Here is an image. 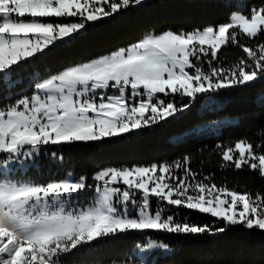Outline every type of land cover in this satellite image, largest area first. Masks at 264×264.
Here are the masks:
<instances>
[{
  "label": "snow or ice",
  "instance_id": "6c2138e0",
  "mask_svg": "<svg viewBox=\"0 0 264 264\" xmlns=\"http://www.w3.org/2000/svg\"><path fill=\"white\" fill-rule=\"evenodd\" d=\"M144 3L0 0V94L21 82L17 70L25 62L57 41L74 39L87 22L113 17ZM53 17L79 20L46 19ZM232 46L242 55L229 62L222 50ZM30 79L35 81L36 91L0 109V264H66L70 255L90 251L106 238L132 232L197 235L213 231L210 224L176 221L169 206L216 218L221 222L215 228L217 233L240 226L264 235V192L220 187L206 183L208 177L197 180L190 156L175 165L183 170L182 177L167 164L109 167L95 173L94 185L71 171L58 180L38 183L24 178L18 170L38 167L36 158L48 146L120 137L175 117L190 109L200 96L264 81V4L250 10L249 15L231 12L228 21L220 25L190 32H148L126 48L70 64L47 78L34 69ZM109 90L114 91L109 94ZM158 94L188 99L178 104ZM209 99L211 103L203 106L201 114L211 115L222 107ZM255 103L264 107V91ZM200 131L186 129L174 139L195 137ZM257 135L262 141L259 145L245 139L217 148L228 166L237 170L246 167L264 180V124ZM51 155L57 157V152ZM89 188L95 193L93 203L71 209V201ZM152 248L169 246L155 240L146 246L135 245L139 253ZM108 264L129 261L116 258Z\"/></svg>",
  "mask_w": 264,
  "mask_h": 264
},
{
  "label": "trees",
  "instance_id": "16d2710c",
  "mask_svg": "<svg viewBox=\"0 0 264 264\" xmlns=\"http://www.w3.org/2000/svg\"><path fill=\"white\" fill-rule=\"evenodd\" d=\"M227 3L232 6H226ZM262 4L264 0H145L141 6L89 23L74 39L56 42L30 62H25V66L17 70L21 82L9 92L0 94V109L10 107L20 98L35 92V81L30 79L34 69L47 78L70 64L86 62L126 48L138 42L145 33L159 34L165 30L190 32L209 25H220L228 21L229 13L249 15L250 10L259 9ZM244 40L247 38L244 37ZM222 51L229 62L242 55V51L235 46ZM262 91L264 81L255 82L253 86L222 90L218 95L210 94L222 105L211 115L201 114L205 101L201 96L190 109L136 133L90 144L48 146L36 158L38 167H29L21 175L43 183L58 180L71 171L76 177L85 176L86 183L94 185L92 177L101 169L175 165L182 162L183 157L190 156V167L197 173V180L208 177L206 183H215L220 187L239 192H264V180L246 167L237 170L228 166L221 160L220 149L217 148V145L233 146L238 140L245 139L256 145L262 142L257 133L260 125L264 124V107L255 103ZM178 98L180 104L188 99ZM211 106L216 107L215 104ZM190 128L201 131L195 137L180 141L174 139L177 133ZM53 151L57 152V157L51 155ZM92 196L93 191L87 194V202ZM172 214L178 222L210 224L213 231L197 235L132 232L106 238L90 251L81 250L76 255H70L66 264H108L116 258L127 259L129 264L139 262L135 256V245L146 246L150 240H155L157 244L166 243L169 248L154 251L147 258V264H264V235L258 231L247 232L236 226L217 233L215 228L221 222L210 215L184 208H175Z\"/></svg>",
  "mask_w": 264,
  "mask_h": 264
},
{
  "label": "rangeland",
  "instance_id": "374dc122",
  "mask_svg": "<svg viewBox=\"0 0 264 264\" xmlns=\"http://www.w3.org/2000/svg\"><path fill=\"white\" fill-rule=\"evenodd\" d=\"M100 2L102 3V0H100ZM106 7V6H105ZM46 19H49L50 21H58V22H78L79 20V17H64V18H46ZM99 21V20H98ZM97 22V21H95ZM95 22H87L86 26L89 24V23H95ZM59 42V41H57ZM36 91V90H35ZM98 91H102V90H98ZM114 90H109V94H111ZM41 95H43V93H40ZM159 96H161L162 98H164L165 100H168V99H173L175 100V102H178V104L181 103V100L180 98H178L179 96H169V97H163V94H158ZM201 97V96H200ZM205 98V101H204V105L207 104V103H211L209 97H212L209 95H205V96H202ZM213 99V97H212ZM203 105V106H204ZM151 127V126H150ZM140 130L138 131H133L132 133H136V132H139ZM128 134V133H127ZM125 135V134H124ZM176 165V164H175ZM175 165H172L173 166V173L175 175H178V176H183L184 175V172L182 169H178L175 167ZM27 168H23V167H19L18 170L20 171V173L22 174ZM97 182L94 181V184H96ZM93 191V196L95 195L94 193V190L92 188H89V190H87L86 193H81L79 198L78 199H73L71 201V209H74V210H80V209H83V208H87L88 206H90L92 203H93V196L92 198H88V202H87V194H89L90 192ZM169 208L171 209V213L174 212L175 208H172L171 206H169ZM166 215L169 214V213H165ZM157 249H160V248H152V249H149L148 251L146 252H143V253H139L138 250L136 252V257L138 258L139 262H134L132 264H146V261H147V258L154 252L156 251Z\"/></svg>",
  "mask_w": 264,
  "mask_h": 264
}]
</instances>
